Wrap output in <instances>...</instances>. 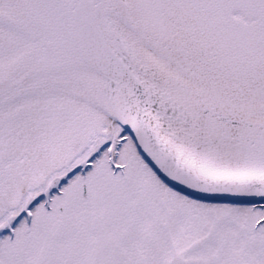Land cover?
Segmentation results:
<instances>
[{
  "label": "snow or ice",
  "instance_id": "snow-or-ice-1",
  "mask_svg": "<svg viewBox=\"0 0 264 264\" xmlns=\"http://www.w3.org/2000/svg\"><path fill=\"white\" fill-rule=\"evenodd\" d=\"M0 264H264V0H0Z\"/></svg>",
  "mask_w": 264,
  "mask_h": 264
}]
</instances>
